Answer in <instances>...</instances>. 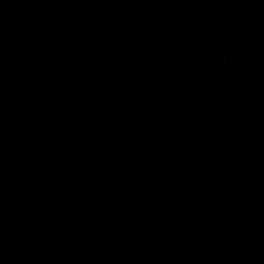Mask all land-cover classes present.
Listing matches in <instances>:
<instances>
[{
	"label": "water",
	"instance_id": "1",
	"mask_svg": "<svg viewBox=\"0 0 264 264\" xmlns=\"http://www.w3.org/2000/svg\"><path fill=\"white\" fill-rule=\"evenodd\" d=\"M0 264H264V154L0 4Z\"/></svg>",
	"mask_w": 264,
	"mask_h": 264
}]
</instances>
